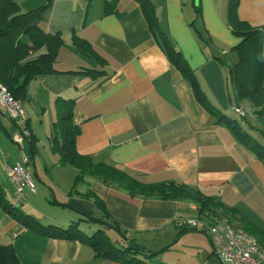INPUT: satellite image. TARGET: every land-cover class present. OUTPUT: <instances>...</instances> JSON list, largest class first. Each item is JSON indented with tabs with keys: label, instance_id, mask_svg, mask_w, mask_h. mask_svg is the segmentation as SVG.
Returning <instances> with one entry per match:
<instances>
[{
	"label": "crops",
	"instance_id": "0c3cea01",
	"mask_svg": "<svg viewBox=\"0 0 264 264\" xmlns=\"http://www.w3.org/2000/svg\"><path fill=\"white\" fill-rule=\"evenodd\" d=\"M152 2L158 31L183 56L206 106L171 66L135 1L16 0L20 13L40 10L36 24L48 35L60 37L62 45L54 72L27 86V100L22 103L26 123L19 126H27L32 139L25 140L22 149L11 141L17 124L0 106V186L11 204L4 166L25 155L31 177L43 190L48 188L52 198L37 190L31 179L35 193L26 190L18 209L39 225L67 229L79 222L86 236L101 229L121 246L113 229L84 216L102 218L129 241L156 253L145 259L150 264H226L213 256L205 232L215 219L200 214L193 201L132 198L123 189L85 177L78 194L90 191L102 202L106 218L91 200L70 195L75 172L59 165V156L52 152L53 123L70 108L71 124L79 130L78 155L145 185H181L231 210L236 217L233 225L240 227L242 218L264 235V164L206 110L229 119L231 106L240 103L229 84L228 70L237 61L230 50L240 42L228 25L229 0ZM237 17L251 28L264 29V0H239ZM73 38L82 40L92 56L78 49ZM260 55L264 69V40ZM247 122L255 120L248 117ZM247 122L239 125L258 138ZM183 220H197L196 230L182 228ZM0 246L12 248L19 264H119L95 259L84 241L49 238L25 228L1 208Z\"/></svg>",
	"mask_w": 264,
	"mask_h": 264
},
{
	"label": "trees",
	"instance_id": "16d2710c",
	"mask_svg": "<svg viewBox=\"0 0 264 264\" xmlns=\"http://www.w3.org/2000/svg\"><path fill=\"white\" fill-rule=\"evenodd\" d=\"M133 1L139 5L149 32L163 50L171 66L187 81L196 100L206 106V99L183 56L158 31L155 4L152 0ZM238 4L239 0H229L227 8V19L231 32L240 38V42L230 50L236 53L237 61L229 68L228 73L237 101L242 104L247 102L250 105L255 123L247 122L246 118L244 120L249 129L256 132L258 138L244 131L237 121L205 109L216 117L217 122H224L235 139L264 164V69H262L260 55L264 29L251 28L245 22L240 21L237 17ZM39 16L40 10L20 13L16 0H0V85L5 88L13 100L21 104L27 100V86L31 81L54 72L53 65L57 51L62 45L60 37L50 36L39 28L36 24ZM73 44L82 52L87 53L82 40L73 38ZM87 55L92 56L90 53ZM71 117L70 108L61 112L56 122L53 123V136L51 137L52 152L59 156L58 164L72 168L75 172L70 195H77L78 187L82 185L85 177H89L99 180L104 185L123 189L132 198L188 199L196 204L200 214L206 213L215 220H227L233 225L232 222L236 220V217L231 210H226L221 204L204 198L198 193H193L181 185H145L112 166L96 164L90 157L78 155L75 140L79 130L71 124ZM25 127L28 129L27 126ZM31 139L32 135L26 141ZM78 195L91 200L101 216L105 215L108 218L102 202L90 191ZM0 208L23 227L36 230L41 235L66 241H84L93 251L95 259H105L119 264H150L145 259L151 260L156 255L129 241L116 226L102 222V218L94 219L84 216L87 221L98 222L121 235L119 236L121 246H115L101 229L96 230L91 236H86L79 229V222L71 223L67 229L53 226L43 227L32 217L22 214L18 208H13L6 200L1 186ZM219 209H221L220 212ZM239 221L241 229L252 236L264 249V235L242 218H239ZM0 264H19L12 248L0 246Z\"/></svg>",
	"mask_w": 264,
	"mask_h": 264
},
{
	"label": "built area",
	"instance_id": "2783aa9c",
	"mask_svg": "<svg viewBox=\"0 0 264 264\" xmlns=\"http://www.w3.org/2000/svg\"><path fill=\"white\" fill-rule=\"evenodd\" d=\"M0 106L17 124V132L11 137V141L22 149L24 141L31 136L29 129L19 126V123H26V116L22 104L13 100L1 85ZM231 110L243 120L249 115L253 118L251 112L242 103L231 106ZM30 170L29 158L25 155L21 161L4 166L5 175L12 188L13 208H19L23 203L26 190L35 193ZM197 225V220H183L181 227L196 230ZM205 232L212 254L218 261L226 264H264V252L259 250L256 240L240 227L231 225L227 220H214L206 225Z\"/></svg>",
	"mask_w": 264,
	"mask_h": 264
},
{
	"label": "rangeland",
	"instance_id": "374dc122",
	"mask_svg": "<svg viewBox=\"0 0 264 264\" xmlns=\"http://www.w3.org/2000/svg\"><path fill=\"white\" fill-rule=\"evenodd\" d=\"M211 45V44H210ZM231 53V52H230ZM224 59H226L227 60V58L226 57H224ZM229 84H231V86H232V82H231V79H229ZM202 92V91H201ZM203 94V93H202ZM204 95V94H203ZM232 95H235L234 94V89H233V86H232ZM235 98V97H234ZM243 105L247 108V109H249V106H248V104H246V102H243ZM27 106V105H26ZM250 112V111H249ZM229 119H232V120H235V121H237V123L238 124H240V122L241 121H244L242 118H240V117H238L236 114H234L233 112H231L230 114H229ZM248 117H250L251 118V116L249 115ZM248 117H246V119L248 118ZM44 129H45V127L42 129V131H44ZM41 130V129H40ZM42 139H43V142H44V144L46 143V139H45V136H44V134H43V132H42ZM47 145L48 146H50V144L49 143H47ZM8 164V163H7ZM10 165V164H9ZM31 179L32 180H34V182H35V185H36V188H37V190H38V188H40V190H41V192H43V193H45V194H49V200H52V198L50 197V192H49V189L48 188H46L45 190H43V185L41 184V183H39L33 176L31 177ZM40 192V193H41ZM39 193V194H40ZM38 194V195H39ZM22 205V204H21ZM20 205V209L22 208V206ZM64 229H66V228H64Z\"/></svg>",
	"mask_w": 264,
	"mask_h": 264
},
{
	"label": "water",
	"instance_id": "95a60500",
	"mask_svg": "<svg viewBox=\"0 0 264 264\" xmlns=\"http://www.w3.org/2000/svg\"><path fill=\"white\" fill-rule=\"evenodd\" d=\"M119 236H121V235H119Z\"/></svg>",
	"mask_w": 264,
	"mask_h": 264
},
{
	"label": "bare ground",
	"instance_id": "6f19581e",
	"mask_svg": "<svg viewBox=\"0 0 264 264\" xmlns=\"http://www.w3.org/2000/svg\"><path fill=\"white\" fill-rule=\"evenodd\" d=\"M239 117V116H238Z\"/></svg>",
	"mask_w": 264,
	"mask_h": 264
}]
</instances>
